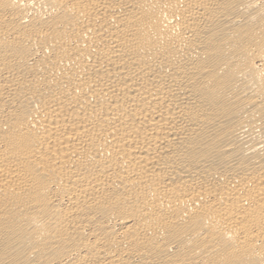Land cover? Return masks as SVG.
I'll use <instances>...</instances> for the list:
<instances>
[{"label": "bare ground", "instance_id": "obj_1", "mask_svg": "<svg viewBox=\"0 0 264 264\" xmlns=\"http://www.w3.org/2000/svg\"><path fill=\"white\" fill-rule=\"evenodd\" d=\"M0 264H264V0H0Z\"/></svg>", "mask_w": 264, "mask_h": 264}]
</instances>
